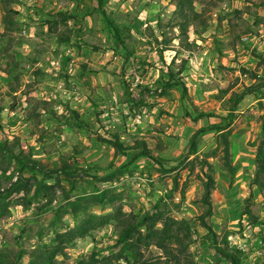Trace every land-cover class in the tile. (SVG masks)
Returning a JSON list of instances; mask_svg holds the SVG:
<instances>
[{
	"label": "rangeland",
	"instance_id": "1",
	"mask_svg": "<svg viewBox=\"0 0 264 264\" xmlns=\"http://www.w3.org/2000/svg\"><path fill=\"white\" fill-rule=\"evenodd\" d=\"M16 1L0 0V19L6 9L15 11ZM55 1L58 2L60 8H66L73 0ZM80 1V5L87 6V9L84 8L86 10L79 13L75 12L74 16L77 18L71 20L70 25L76 33L75 42L78 49L89 46L97 48L101 50L102 59L106 58L107 62L112 64L109 69L111 79L109 89L112 97L110 106L106 108L108 114L113 116L115 111L119 114L123 113V107L119 105L125 100L121 96L123 83L128 84L130 98L133 100H137L138 95L141 96L140 88L147 87L149 84L153 88L149 89L152 95L159 96L157 89L163 82L160 78L168 75L169 67H172L174 71L178 69L182 60L187 56L182 47L180 21L174 13L176 9L172 0H108L106 11L110 19L117 24L128 26L132 34L127 45L132 49L133 56L124 71L122 51L115 48L107 24L98 14L94 13L91 16V11H89V6L92 5L91 0ZM41 3L42 0H37L36 4ZM224 4L229 6L230 11L225 15L219 13L218 17H231L232 32L235 34L240 32V35H243L247 26L251 27L257 19L259 24L253 27L254 32L252 33L261 41L264 40L262 33L264 32V0L222 1L218 7L210 9L207 14L208 21H210L207 24L209 34H213L217 29L212 14ZM236 11H239V14H235ZM199 27V23H192L187 27V42L194 46L192 49L201 47L205 44L204 40H207L206 37L199 38L195 34V29ZM89 28H94L97 34L91 36L88 32ZM37 36L39 37L38 32ZM258 45L254 46V51L259 49ZM45 46L48 45L45 44ZM109 51L113 53H108ZM14 67L17 68L14 71L20 80H18L19 83L15 81L17 84L13 87L17 89V92L21 88L23 90L16 95L9 94V85L0 80V104L3 108L0 113V123L4 128L0 130V146L4 142L11 144L13 137L17 136L23 145L33 147L35 158L43 165L56 168L59 165V156L70 155L73 152L71 140L68 138L66 145L60 144L64 140L62 132L53 129L55 125L49 127L43 115L38 119H27L30 105H22L19 101L30 93L34 97L27 98L31 100L36 99L37 96H43L51 98L50 102L57 105L62 102L60 93L55 91L57 89L55 87L42 89L33 81L27 83L30 86L28 87L25 80L32 79L31 72L23 74L18 71V66L14 65ZM57 67L58 69L53 70L52 73L54 84L60 80L54 73L58 76L71 77L65 68L67 65ZM227 71L217 72L215 80L207 86L208 89L220 92L227 86H231V83L225 82ZM20 74H23V77ZM140 81L143 83H139ZM65 83L71 85L67 79H64L63 84ZM11 84L13 85V81ZM156 90L158 92H155ZM76 92L79 94L77 87ZM41 93L44 94L41 95ZM131 94H135V97H131ZM198 96L186 94L184 98L189 112L193 115L196 110H202L200 106L203 101ZM261 96L259 92L255 94V98L260 100L256 102L254 110H251L252 107H245L238 109L236 114L233 125L237 127L234 128L236 132L232 136L235 167V178L232 183L228 173L221 169V146L215 149L218 141L214 132H206L201 136L197 151L192 156H188V139L184 140L174 132L170 135L158 134V132L157 134L143 133L142 131L139 134L130 133V137L126 138L127 143L133 144L136 140L145 141L151 150L157 151L154 152L157 156L166 160L164 169H158L140 159L127 171L108 181L94 182L90 178L78 179L73 187L62 178L51 175L45 177L40 173L36 175L37 181L40 182L38 185L30 179V172L25 171L22 175L16 173L13 170V161L9 164L7 162L8 165L3 164L1 168L6 171L4 174L0 171V257L2 258L0 260L11 261L21 251L23 256L20 264H31L32 256L38 252V249L47 246L48 249L55 251V261L59 264H77L78 261L88 258L92 253H95L99 260H111L112 264H229L224 259L215 256L207 230L201 225V217L206 211V206L203 204L205 173H210L215 179L209 196L213 215L205 218L204 221L217 235L219 241L226 239L229 248L237 249L230 243L228 239L230 235L248 246L245 252L237 249L244 255L242 264H264V174L258 177L259 182H262V187L259 184H251L255 179L256 151L262 139L260 125L263 111L260 104H264V100ZM215 99L208 101L210 105L205 109L209 112H217L215 114L218 116L220 113L225 115L226 110L224 109L228 97L220 100L222 101L219 105L220 111L216 108L218 106L216 101H219L218 95ZM93 100L98 101V99ZM12 107L14 112L11 110ZM57 110L61 111L60 108ZM101 112L103 110L97 106L89 114H82V116L89 118V115H97ZM131 112L132 115L141 113L135 110ZM163 112L165 111L162 109ZM204 123L206 125L208 121L204 120ZM128 126L129 130L133 128ZM32 130L35 133L33 136L30 134ZM42 130L46 137L45 147L36 143ZM82 137L87 141L90 138L84 134ZM81 144L82 146H77L78 152L80 151L77 158L80 166L84 168L96 167L91 170L90 174L105 176L114 168L119 167L118 163L111 167L110 150L105 149L109 148L107 145H104L103 149L101 148L103 145L100 148H91V146L84 147L83 143ZM165 146L167 149L163 150ZM203 161L211 165L212 173L203 165ZM19 177L22 179V184L29 186V192L20 190L7 195L12 184L16 183ZM237 179L241 181L236 182ZM250 192H252V197H249ZM101 195L102 199H99ZM247 200L253 217L242 215ZM145 212H157L162 216V221L157 222V228H161L166 222L172 224V220L177 222L172 225L171 230L183 243L182 252L175 249L177 244H171L173 256H167L153 243L146 244L147 240L143 239L146 233L144 224L137 225L142 240H133L136 248L122 249L123 245L118 243L120 230L125 228L131 220L137 224L140 216ZM133 217L135 219H132ZM257 251L261 254L258 255Z\"/></svg>",
	"mask_w": 264,
	"mask_h": 264
},
{
	"label": "crops",
	"instance_id": "2",
	"mask_svg": "<svg viewBox=\"0 0 264 264\" xmlns=\"http://www.w3.org/2000/svg\"><path fill=\"white\" fill-rule=\"evenodd\" d=\"M36 3L37 0H23V2L22 0H17L15 3L17 8H14L17 13L11 14L8 19L11 20V26L5 22L6 14L0 19V80H3L4 84L6 83L8 85L9 81L13 79V73L10 75L9 71L12 70L14 65L18 66V71L23 74L31 72L32 79L29 80V78H27L25 80L26 84L33 81L35 84L41 86L42 89L44 87L57 88L55 91L60 93L62 102H59L57 105L53 104V107L58 114L63 112L66 104H69L72 109L78 111L81 116L82 114H89L90 111L98 106L103 110L98 121L96 115H89V118L82 116V118L89 124L93 131H98L102 135L105 132L104 130L119 132L123 142H125L126 138L130 137L131 134H139L141 131L143 133L151 132V134H157L156 132H158V134L163 133L168 135L174 132L184 140H189L197 129L205 126L204 124L206 122L204 123V120L208 121L207 124L219 122V119L216 117H210L209 119L205 117L199 119L197 123H193L190 118L185 117L183 113V104L185 102L182 100V89L179 86L171 89L165 95L157 97L153 96L151 91H147L153 89L150 84L147 87H139L142 90V98H144L145 103H147L149 107H142L139 109L141 112L140 114L132 115L128 105L122 101L121 104L119 103V105L123 107L122 114H119L118 111H115L113 116L112 114H108L106 108L110 106L112 97L110 95L111 90L109 89V84L111 83L109 69L112 67V64L108 63L106 58L102 59L103 55L101 50L97 48L89 46L78 49L73 45L59 44L57 42L58 36H60L66 28H68L67 30H72L70 26L72 23L71 20H68L65 26L54 22L58 18V13L61 11H71V14L74 12L79 13L86 10L87 6L80 5V0L69 2L66 8H60L58 2L55 0H42L41 4ZM89 11H91V16L94 15L90 6ZM222 18L221 24L218 26V19L213 21L216 22V32L209 34L208 31L203 36L207 38V40H204L205 44L192 50L191 54L187 56L188 62L185 65V69L180 74L187 88V95H199V99L203 101L200 106L202 110H199V112H209L208 109H205L210 105L208 101L216 100V95L222 96V91L213 92L207 87L211 85L209 83L215 80L217 72H223L224 70L226 72V70H228V73L225 74V82L231 83L230 85L233 87L225 97H229L232 92L242 89L243 85L247 87L256 83L254 79L249 78L248 74L242 73V68L249 72L254 71L259 76H264V67H257L258 61L252 55L253 53L251 54L256 44H259L257 47L259 49L256 48L257 50L255 51L264 54V40L261 41L260 38H256L252 33L254 32L253 27L259 24V22L256 24L257 19L251 24V27L247 26L246 32H243V35H240V32L238 34L232 32L231 17L225 16ZM50 28L54 33L50 32ZM37 32L39 37L37 36ZM88 32H90L91 36L92 34H97L94 28H89ZM262 33L264 35V32ZM231 37L233 39H231ZM76 39V33L72 30L70 44H75ZM102 42L106 43L105 40H102ZM197 42L199 43V41ZM45 44L48 46H45ZM102 47H104V45ZM108 53L112 54L113 51H109ZM184 53L185 55L188 54L187 52ZM58 65H60V67L61 65H67L65 68L71 74V77L66 76L64 78L54 73V75L60 79L57 84H54L52 73L53 70L55 71V69H58ZM37 69L42 72V75L39 74L36 77L34 72ZM23 74H20V76L23 77ZM41 77L42 79H40ZM167 78L168 76L163 75L160 79L165 81ZM64 79H67L71 85H67L66 83L63 84ZM138 80L139 78L137 77V81ZM139 83H143V81ZM28 87L30 86L28 85ZM76 87L78 88L79 94L76 92ZM22 90L23 88L13 94H19ZM122 91L121 96L124 100V90ZM257 93L258 92L246 95L238 105V109L241 110L245 107H252L251 110H254L255 104L259 100L255 98V94ZM42 94L44 93H41V95ZM27 97L34 96L28 93L26 98L19 102L22 105H30L28 101L31 100V98L29 99ZM131 97H135V94H131ZM138 97L140 96L138 95ZM36 99L51 101V98L43 96H37ZM93 99H98V101H94ZM216 102H218L216 108L220 111L219 105L222 101L219 100ZM57 108H60L61 111H58ZM162 109L165 112L162 113ZM11 110L14 112L13 109ZM147 110L150 111L147 112ZM240 113H243V111H240ZM11 115H13V113H11ZM219 115L223 114L220 113ZM43 116L46 117L44 114ZM191 116L194 115L191 114ZM46 123L50 125L49 127L54 125L51 120ZM100 125L103 126V129H100ZM128 125L133 128L129 130ZM56 131L62 132L64 136L63 142L59 143L66 145V141L69 138L71 140H69L70 143L73 145L72 149L74 146H82L81 143H83L84 147L91 146V148H100V146L103 145L101 146L103 149L105 148L104 145H107L105 143L98 144L95 138H90L87 141L82 137L83 133L74 129L61 127L60 129H56ZM108 147L109 148L105 149L110 150V154H108L110 156L111 165L118 163L119 166H122L126 163L127 157L122 155L114 157L113 149L110 146ZM166 149L167 147L165 146L163 150ZM153 152L156 153L157 151L153 150ZM155 153L154 155H156ZM235 165H237V163H235ZM238 176L239 175H237V178H239ZM240 181L239 179L236 180V182Z\"/></svg>",
	"mask_w": 264,
	"mask_h": 264
},
{
	"label": "trees",
	"instance_id": "3",
	"mask_svg": "<svg viewBox=\"0 0 264 264\" xmlns=\"http://www.w3.org/2000/svg\"><path fill=\"white\" fill-rule=\"evenodd\" d=\"M224 0H172L174 4L175 14H177L180 24L179 27L181 29V37L182 39V47L185 52H187V56H189L192 52V44H189L187 41V27L190 26L192 23H199L200 27L195 29V34L199 38H204L203 36L208 32L207 24L210 22L208 21L209 16H207L210 9H214L218 7L219 3ZM92 5L91 8L94 13L98 14L107 24L116 49H120L122 51V67L123 71L124 68L126 69V65L130 62L133 51L132 49L128 48L127 41L131 39L132 34L128 26L124 24H117L114 20L110 19L109 15L106 11V5L108 0H91ZM6 11V19L8 25H12L11 20H8L11 14H16L17 12L12 10H5ZM235 14H239V11H236ZM74 13L70 12H59L58 18L54 21L57 24L67 25L68 20H74L77 17L74 16ZM176 16V15H175ZM219 16V14H218ZM218 24L220 25L222 21V17H217ZM212 23V22H211ZM258 22H256L257 24ZM66 28L60 36L57 38V42L59 44L65 45H73L77 47V44H70V37L72 30H67ZM51 33L54 31L50 28ZM78 48V47H77ZM253 56L257 59V67H264V54L259 53L258 51L252 52ZM185 57L182 62L181 66L176 69L175 71L172 70V67L168 69V78L167 80L161 83L159 96L165 95L168 91L175 87H181L182 89V100L187 94V88L185 83L182 81L180 74L185 69V65L188 62V57ZM161 59L163 60L162 56ZM15 67L9 71L10 75L13 73V79L9 81V94L17 92V89L13 86H16L18 80H20L19 76L15 73ZM242 73L248 74L250 79H254L256 83L251 86H242V89L238 91H234L226 100V114L225 115H216L213 112H199L195 111V115L191 116L189 112L188 106L184 103L183 104V113L185 117L191 119L193 123H197L199 119L203 118H210L216 117L219 119L218 123L215 124H207L203 127H200L196 130V132L189 138L188 140V156L195 155L197 151V147L201 140V136L206 132H214L217 137V147L221 146V169L228 173L230 182H234L235 178V167L233 164V135L235 134L236 130L234 126L236 119V114L238 112V105L243 100L246 95L253 94L255 92L261 93V98L264 99V76H259L254 71H248L244 68L241 69ZM36 77L41 74L42 72L37 69L34 72ZM65 77V76H60ZM13 81V85L11 82ZM17 81V82H15ZM19 83V82H18ZM233 86L226 87L222 92V96H218L219 100H223L225 95L229 93ZM128 84L123 83V90H124V102L128 105L130 111H139L142 107H149L147 103H145L144 98L141 96L137 100H133L130 98V93L128 90ZM157 89V90H158ZM147 90V89H146ZM155 92H158V91ZM148 92L150 90H147ZM260 100V99H259ZM30 103V110L28 111L27 119L36 118L38 119L41 115H45V120H51L53 122L54 129H60L61 127L74 129L83 133L84 135L92 138H95V141L98 144L105 143L110 146L114 151V157L117 156H125L127 157L126 163L122 166L114 168L111 172L104 175L98 174H90L91 170L95 169L96 167L92 168H84L80 166L79 160L77 158L78 154V147H73V152L70 155H61L59 156V165L56 168L45 166L35 158V152L31 145H23L21 139L17 136L13 137V141L11 144L3 143L0 146V171L4 174L5 169L1 168L3 164L8 165L13 161V170L19 175H22L25 171L31 173L30 179L35 181V184L40 185L38 182V178L36 175L38 173L43 174V176L47 177L49 175L56 176L57 178H62L66 182L70 183L71 187L74 186V183L78 179H87L90 178L94 182H105L112 179L114 176L127 171V169L134 164L138 160H145L151 166L157 167L158 169H164V162L166 161L164 158L154 155L153 150L147 147V144L143 140H136L132 145L127 142H123L121 140V134L117 131L113 130H104L103 136L98 131H93L89 124L82 118L78 111L72 109L69 104L64 106V110L61 114H58L55 108L53 107V103L43 99H32L28 101ZM260 108L263 111L261 116V128L260 132L262 135V139L256 151V166L254 170L255 179L251 184H259L262 187V182H259V178L264 174V104H260ZM13 109V107H12ZM3 108L0 104V113L2 112ZM38 111H41L40 113ZM101 113L96 115L97 121L99 120V116ZM4 129L2 124L0 123V130ZM100 129H103V126L100 125ZM30 134L33 136L35 135L34 131L32 130ZM41 135L38 136L36 143L39 144L41 147H45V133L44 130L40 133ZM232 137V138H231ZM89 138V139H90ZM136 139V138H135ZM26 147V149H24ZM17 148V150H15ZM216 152V150H213ZM8 162V164H7ZM203 165L209 168L210 172L212 173L211 165L203 161ZM114 166L113 164L111 167ZM110 169V168H109ZM206 182H205V193L203 197V204L206 206V211L204 215L201 217V225L202 227L207 230V233L210 237V242L215 252V256L219 259H224L229 264H242L244 260V255L242 252L238 251L235 248H229L226 242V239L223 241H219L217 235L213 232V230L209 227V225L204 221L205 218L211 217L212 207L209 201L210 191L213 189L215 184V179L212 174L205 173ZM43 179V178H42ZM41 180V179H39ZM29 186L26 184H22V179L19 177L16 183H13L10 190L7 192V195H11L13 193L19 192L20 190L25 191L26 193L29 192ZM249 197H252V192L249 193ZM1 198V195H0ZM99 199H102V195ZM242 215L247 217H253L252 211L249 208V201L247 200V205L245 206L244 210L242 211ZM132 219H135L133 217ZM131 220V218L129 219ZM162 221V216L157 212H145L143 213L137 224L134 223V220H131L130 223L125 227L122 228L118 234V243L123 245V250L129 249L132 250L136 248L133 243V240L140 241L142 237L139 234L138 224H144L146 228V233L143 235V239L147 240V243H153L156 247L161 249L163 253L167 256H173L172 249L170 248L171 244H177L178 246L175 248L179 252H182L184 248L183 243L179 240L178 235L173 234L171 227L173 224H177L172 220V224L170 222H166L162 225L161 228H157V222ZM256 221V220H254ZM260 225H263L260 223ZM148 244V245H149ZM136 252L139 253V250L136 249ZM55 251L52 249H48L47 246L40 247L38 252H36L32 256L31 264H59L55 261ZM95 253H92L88 258L81 259L78 261L77 264H112L111 260L109 259H102L99 260L96 258ZM23 256V252L19 251L16 254V258L12 259L11 261H4L0 260V264H20V259ZM1 258V257H0ZM2 259V258H1ZM128 261V260H127ZM135 261V258H133Z\"/></svg>",
	"mask_w": 264,
	"mask_h": 264
},
{
	"label": "built area",
	"instance_id": "4",
	"mask_svg": "<svg viewBox=\"0 0 264 264\" xmlns=\"http://www.w3.org/2000/svg\"><path fill=\"white\" fill-rule=\"evenodd\" d=\"M229 11H230L229 6H228L227 4H224V5H223L218 11H215V12L212 14V18H213L214 20H216V18L218 17V14H219V13H222L223 15H225V14H227ZM158 91H160V90H158ZM228 239H229L230 243L233 244L234 247H236V248L239 249L240 251H244V252L247 251L248 246H247L244 242H242L240 239H239V240H236V239L234 238V236H232V235H230V236L228 237ZM263 253H264V245H263ZM257 254L260 255L261 252H260V251H259V252L257 251Z\"/></svg>",
	"mask_w": 264,
	"mask_h": 264
}]
</instances>
